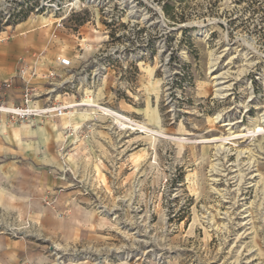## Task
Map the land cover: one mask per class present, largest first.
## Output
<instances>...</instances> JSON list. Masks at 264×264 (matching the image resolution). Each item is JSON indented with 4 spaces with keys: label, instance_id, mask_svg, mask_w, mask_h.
<instances>
[{
    "label": "rangeland",
    "instance_id": "rangeland-1",
    "mask_svg": "<svg viewBox=\"0 0 264 264\" xmlns=\"http://www.w3.org/2000/svg\"><path fill=\"white\" fill-rule=\"evenodd\" d=\"M13 6L0 0V42L32 37L0 105L24 107L27 88L37 112L97 106L0 112V236L33 246L7 264H264V0H124L9 24ZM214 56L233 82L223 98Z\"/></svg>",
    "mask_w": 264,
    "mask_h": 264
},
{
    "label": "built area",
    "instance_id": "built-area-1",
    "mask_svg": "<svg viewBox=\"0 0 264 264\" xmlns=\"http://www.w3.org/2000/svg\"><path fill=\"white\" fill-rule=\"evenodd\" d=\"M123 2L124 0H14L15 7L13 6L12 9L4 12L2 15L4 22H8L9 24H16L33 15L42 16L46 14H58L62 16V18H65L70 14L76 13L77 11L90 6H95L101 9L103 14L110 15L109 12L113 9H116L120 13L123 10ZM58 64L62 68H70L72 61L68 57H63L58 59ZM50 75H48V77ZM22 76L23 71L19 70L15 76L9 79L0 80V91L9 89L16 81L21 80ZM29 96L28 89L26 88L24 94V107H14L13 104H8L7 106L0 105V112L16 116L20 119L29 115H35L37 111L28 106V102L30 101V98H28ZM69 105H54L37 113L38 115L41 113L62 115L67 109H69Z\"/></svg>",
    "mask_w": 264,
    "mask_h": 264
},
{
    "label": "crops",
    "instance_id": "crops-1",
    "mask_svg": "<svg viewBox=\"0 0 264 264\" xmlns=\"http://www.w3.org/2000/svg\"><path fill=\"white\" fill-rule=\"evenodd\" d=\"M32 36L27 39H14L8 44L0 42V80L9 79L18 73V60L25 52ZM59 67H61L59 65ZM18 82V81H17ZM16 83V82H15ZM33 246L24 244L20 240H11L6 236H0V264L11 263L13 253L15 257L32 254Z\"/></svg>",
    "mask_w": 264,
    "mask_h": 264
},
{
    "label": "bare ground",
    "instance_id": "bare-ground-1",
    "mask_svg": "<svg viewBox=\"0 0 264 264\" xmlns=\"http://www.w3.org/2000/svg\"><path fill=\"white\" fill-rule=\"evenodd\" d=\"M219 58L220 56H214V58L212 59V62H211V69L213 68L212 70V77L211 79L213 80V86H214V96L217 97V98H223L225 96H227L229 94V90L232 88V85H233V82L231 81V77H230V74L227 72V71H222V70H218L217 69V65H218V61H219ZM80 105H85V106H97L94 102H92L91 100H87V101H84V102H81V103H74V104H70L69 105V109L70 106H80ZM262 116H263V121H264V112L262 113ZM217 121L218 120H221V116L219 114H217L215 117H214ZM120 125L123 127V128H126V129H132L133 127L132 126H128L126 125L124 122L120 121V120H117ZM236 124V122L232 121V120H228V121H225L223 122V125L227 126L228 128L227 129H232L233 126ZM142 128V131H146L148 130L147 127L145 126H139ZM258 129L257 131H260V126H257ZM154 134H158L159 132L154 131L153 130H148ZM243 134V133H242ZM240 133H236L234 136L237 137V136H240L242 135ZM165 136V135H164ZM208 141H218L219 144L217 146V152H219V149L222 148V141L223 139L222 138H219V137H213V138H209L207 139ZM250 166V165H249ZM251 168V166H250ZM246 171V170H245ZM251 172V171H250ZM240 173V172H239ZM243 174V173H242ZM213 179H215L214 177H212ZM245 177L244 175L239 179L240 181L243 180ZM248 178H251V175ZM240 255V254H239ZM242 259V258H241ZM239 263V261H238Z\"/></svg>",
    "mask_w": 264,
    "mask_h": 264
}]
</instances>
